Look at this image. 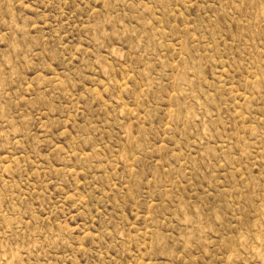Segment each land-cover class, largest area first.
<instances>
[{"label":"rangeland","instance_id":"rangeland-1","mask_svg":"<svg viewBox=\"0 0 264 264\" xmlns=\"http://www.w3.org/2000/svg\"><path fill=\"white\" fill-rule=\"evenodd\" d=\"M0 264H264V0H0Z\"/></svg>","mask_w":264,"mask_h":264}]
</instances>
